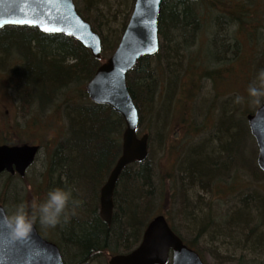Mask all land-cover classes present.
Returning <instances> with one entry per match:
<instances>
[{"label": "trees", "instance_id": "1", "mask_svg": "<svg viewBox=\"0 0 264 264\" xmlns=\"http://www.w3.org/2000/svg\"><path fill=\"white\" fill-rule=\"evenodd\" d=\"M82 1L91 3L94 0ZM98 1L100 2L92 5L86 2V9L78 5V0L76 4L79 13L101 35L103 52L100 60L78 40L64 34H47L34 27L22 26L0 29V78L5 79L4 75H8V82L3 89L14 91L13 98L25 115L26 122L19 127L21 131L31 133L26 127L36 125L44 113L56 116L63 110L71 109L68 110L66 134H63L49 159L50 179L45 190H71L72 197L66 212L56 225V231L44 227L38 215L35 223L39 228L44 227L45 234H42L46 238L59 245L67 264H92L97 261L98 264H108V258L112 255L130 252L140 243L147 224L157 214H165L175 232L202 257L197 241L205 230L206 234H219V239L240 244L234 247V253L257 254L256 260H250L249 264H264V259H261L264 254L263 197L253 194L243 197L250 198L244 200L241 209L229 216L228 223L224 222L225 225L219 228L209 225L208 217L188 212L185 220L193 235H196L190 241L169 219V206L176 198L173 193L169 197V189L163 183L155 181L154 169H150L148 165L152 161L151 154L145 162L130 164L123 170L115 193L112 223L107 224L99 216L100 189L120 156L122 129H125L126 125L123 117L110 106L91 103L86 85L98 67L117 48L133 7L128 12L124 10L122 0H114L112 3L107 0ZM259 10H264V0H164L159 22L160 35L167 43V49L161 44L156 58L162 56L163 48L167 50L170 76L165 75V84L160 80L157 67L151 63L155 56L141 58L128 74V86L140 111V126L143 121V103L148 106V111H151V119V113L158 101L163 100H159V97L157 99L163 86L165 91L166 88L168 91L172 90L176 87L177 80H182L185 73L205 64H200L197 52L203 47V41H206L203 36L208 25H219L224 32L219 34L214 30L212 37L205 43H213L218 50H222L219 52V60L202 67L199 75L191 81L192 85H196V79L199 77L223 80L227 77L226 74L234 73L230 63L240 57L242 41L240 43L237 38H230L226 32L228 26H222L218 19L228 20V25L240 26L238 29L247 28L248 23L251 25L257 20V24L252 26L255 30H260L262 24L259 22ZM210 12L213 13L211 21L208 17ZM253 13L257 14V17L253 16ZM121 15H125L122 21L119 19ZM193 44L198 46L190 53L191 64L182 75L178 74L182 56L188 55L187 50ZM257 54H253L251 59L256 60ZM243 57L241 56L240 60ZM242 64L245 65V62ZM172 92L173 90L167 93L166 101L163 102L164 111L162 109L158 114L159 118H164L163 114L169 108ZM263 99L264 97H261V102ZM239 121L238 124H241L242 121ZM244 121L247 129L245 136H251L246 116ZM235 124L231 113L225 110L221 130L215 137L218 141L216 145H211L210 149H203L197 154V150L192 152L194 157H191L190 161L189 156L186 158L182 172L190 191L204 189L216 174L226 172L224 167L229 169L240 162L235 153L244 136L239 132L240 127ZM112 132H116L117 137L112 136ZM15 133L14 131L13 135L2 134L0 144L31 142L21 140L22 138L16 139ZM152 138L150 136L151 144ZM256 168L260 174H264L258 166ZM14 178L8 175L6 184L0 188V204L7 208L9 216H12L11 206L5 191ZM155 188L158 189L156 196ZM18 197L13 190V198L18 200ZM24 201L25 199L21 198L19 202L28 209ZM28 214L31 216L33 213L30 211Z\"/></svg>", "mask_w": 264, "mask_h": 264}, {"label": "rangeland", "instance_id": "2", "mask_svg": "<svg viewBox=\"0 0 264 264\" xmlns=\"http://www.w3.org/2000/svg\"><path fill=\"white\" fill-rule=\"evenodd\" d=\"M78 1V5L86 9V2L88 1ZM98 2L100 1L94 0L88 4L92 5ZM107 2L112 3L114 0H107ZM121 2L124 10L126 9L128 12L134 4V0H122ZM258 15L260 17L259 22L262 24L260 30H255L252 26L257 24V20L251 25L248 23L247 28L238 29L240 26L230 24L228 29H225L230 38H235V40L237 38L240 43L242 41L240 57L231 60L233 62L230 63L234 73L226 74L227 77L223 80L199 77L196 79V85H192L195 80L194 77L199 75L202 67L214 64L219 60V52L222 49L218 50L213 43H205L208 41L207 39L203 41V47L197 52L200 64H205L185 73L182 80L180 79L181 81L177 80L176 87L172 89L171 100L169 99V108L167 107V112L163 114L164 118L162 119V116L159 118L158 114L162 109L164 111L163 102L165 103L167 93L172 90L168 91L166 88L165 91V86H163L160 92L161 97L159 93L157 95V99L159 97V100H163L162 102L158 101V105L151 113V119H149L151 111H148V106L142 104L144 113L139 134L149 133L151 138L153 137L155 153L151 156V160L155 164L154 179L169 189V197L172 193L175 195L176 199L169 206V219L188 240L196 236L193 235L194 233L185 220L188 212L192 211L200 216L208 217L209 225L219 228L221 225H225L224 222L228 221L229 216L241 209L244 200L250 198L243 199V197L253 194L264 198L262 195L264 194V174H260L256 168L258 166L257 144L252 135V137L248 134L245 136L247 129L244 121V117L250 111H254L261 102V97L257 103V98L249 94V87H258L260 74L264 72V10H259ZM124 16H119V19L122 21ZM211 16L213 13L210 12L209 20ZM253 16L257 17V14L253 13ZM208 26L205 35L209 38L212 37L214 30L219 34L224 32L219 26ZM162 44L167 49V43L162 40ZM196 47L197 45H192L193 49ZM166 51L163 48L162 56L157 58L155 56L151 62L153 66L157 67L161 76L160 80L164 84L167 82L165 75L168 76L169 74L170 76L168 68L170 59ZM191 52L192 50L187 52L188 55L182 56L178 74L182 75L190 66ZM253 54H257L256 60L251 59ZM241 56L243 59L240 60ZM244 62L245 65L242 64ZM224 73L227 72L224 71ZM4 76L5 79L0 78V141L3 139L2 134L13 135L15 131L16 139L22 138L21 140L26 139L28 142L31 141L30 143H42L43 145L35 164L32 165L26 176H16L14 180L10 181L12 183L5 191L9 196L8 203L11 206L12 215L21 205L19 202L21 198L25 199L24 203L28 207L26 211L33 213V204L38 206L47 199L48 191L45 188L48 187L46 184L50 179V177L48 178L49 159L56 143H59V139L62 138L63 134H66L68 118L63 111L56 116H49L44 113L36 125L31 126L32 128L26 127L31 133L21 131L19 127L23 126L26 118L13 98L14 91L9 88H7L8 90L3 89L8 82L6 79L8 75ZM225 110L231 113L232 119L236 122L235 125L240 127L239 132L244 136L241 143L244 148L237 149L235 153L240 162L229 169L224 167L226 172H222L220 175L216 174L204 189L197 188L195 192L190 191L182 172L185 167V160L189 156L190 161L191 157H194L191 153L196 150L195 154L203 151V149H210L211 145H216L215 137L225 115ZM239 120L242 121L243 125L242 123L238 124L240 123ZM252 159L253 162H251ZM257 172L259 174H256ZM7 176V174L0 175V188L6 184ZM13 190L19 196V201L13 198ZM157 194L158 189L155 188L154 195ZM43 226L57 230V226ZM42 227L39 230L45 234L44 227ZM206 232L205 230L202 231V237H198L197 244L207 264H249L250 260H256L257 254L254 253H234V247L240 244L232 243L231 240L219 239V234H212L211 236ZM262 256L261 259H264V254ZM109 259L110 257L108 261ZM98 263L99 261L92 264Z\"/></svg>", "mask_w": 264, "mask_h": 264}, {"label": "water", "instance_id": "3", "mask_svg": "<svg viewBox=\"0 0 264 264\" xmlns=\"http://www.w3.org/2000/svg\"><path fill=\"white\" fill-rule=\"evenodd\" d=\"M164 0H135L130 20L115 52L96 71L87 92L95 103L111 106L124 118L122 154L101 189V216L112 223L114 192L124 168L148 158L149 134L139 136L140 114L127 84L128 73L144 56L160 48L159 18ZM36 27L48 34L76 38L94 57H102V40L78 12L74 0H0V29L8 26ZM259 147L258 165L264 171V101L247 116ZM39 151L38 145H0V174L24 176ZM9 217L0 205V264H66L60 247L40 235L36 224L24 239H14L5 222ZM206 264L198 251L174 232L165 215L147 225L137 248L111 256L109 264Z\"/></svg>", "mask_w": 264, "mask_h": 264}, {"label": "clouds", "instance_id": "4", "mask_svg": "<svg viewBox=\"0 0 264 264\" xmlns=\"http://www.w3.org/2000/svg\"><path fill=\"white\" fill-rule=\"evenodd\" d=\"M249 94L256 97V102L259 103V98L264 97V72L260 74L259 86H250ZM72 197L71 190L56 188L47 193V199L38 206L33 204V214L29 216L24 205H20L17 211L10 217H5V222L11 229V235L14 239H24L30 234L34 223L37 220L42 225L55 227L66 212L69 202Z\"/></svg>", "mask_w": 264, "mask_h": 264}, {"label": "bare ground", "instance_id": "5", "mask_svg": "<svg viewBox=\"0 0 264 264\" xmlns=\"http://www.w3.org/2000/svg\"><path fill=\"white\" fill-rule=\"evenodd\" d=\"M218 22L222 25V26H224V27H226V26H228V20H225V19H218ZM219 26V25H218ZM207 39H209V37L208 36H203V40H207ZM201 44V43H200ZM197 46H198V44H196ZM195 47V46H194ZM197 49V47L195 48V49H193L192 47H190L187 51H194V50H196ZM88 95V98H89V101L91 102V103H95L94 101H92V99L90 98V96H89V94H87ZM95 104H98V103H95ZM99 105H102V104H99ZM68 110H71V109H68ZM68 110L66 109V110H63V112H65L66 113V115H68ZM71 112H73V111H71ZM142 126V125H141ZM140 126V127H141ZM221 130V128H220V126L218 127V131H217V133L219 132ZM223 131V130H222ZM221 131V132H222ZM123 132H124V129H122V134H123ZM112 136H114V137H117V133L116 132H112V134H111ZM217 136V135H216ZM215 141H217V139L215 138ZM218 142V141H217ZM257 144V143H256ZM242 148H244V147H242V144H241V146L239 147V149H242ZM257 148H258V154H259V147H258V144H257ZM155 147H154V144H153V141H152V144L151 143H149L148 144V156L151 154V155H154V153H155ZM121 151H122V146H121ZM252 152V151H251ZM121 154V153H120ZM253 154V153H252ZM252 158H253V156H252ZM253 160V159H252ZM148 165L150 166L149 168L150 169H155L154 167H155V164H154V162L153 161H150L149 163H148ZM97 212H98V208H97ZM99 216L102 218V216H101V199H100V197H99ZM103 219V218H102ZM104 220V219H103Z\"/></svg>", "mask_w": 264, "mask_h": 264}, {"label": "flooded vegetation", "instance_id": "6", "mask_svg": "<svg viewBox=\"0 0 264 264\" xmlns=\"http://www.w3.org/2000/svg\"><path fill=\"white\" fill-rule=\"evenodd\" d=\"M59 141H60V139H59ZM37 144H39L40 145V147H41V151H42V148H43V145H42V143H37ZM38 157V156H37ZM36 160H37V158H36Z\"/></svg>", "mask_w": 264, "mask_h": 264}]
</instances>
